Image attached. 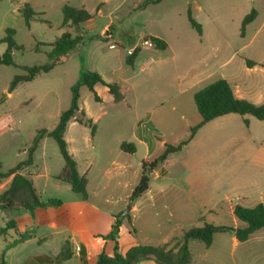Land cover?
<instances>
[{"label": "rangeland", "instance_id": "374dc122", "mask_svg": "<svg viewBox=\"0 0 264 264\" xmlns=\"http://www.w3.org/2000/svg\"><path fill=\"white\" fill-rule=\"evenodd\" d=\"M144 1L3 0L0 4V55L8 48L3 43L8 28L15 30V42L22 48L12 51L18 66L0 64L3 172L27 159L28 149L41 130L49 132L58 125L61 114L71 106L72 87L83 72H96L105 82L119 84L124 95L117 103L107 87L98 84L95 88L101 98L98 102L86 86H81L78 105L86 118L93 120L95 131L92 133L91 127L71 121L66 134L69 151L77 158L80 173L91 169V201L106 213L98 225L69 226L71 218L77 215L73 211L74 201L80 196L69 184L57 179L63 172L64 160L56 141L45 136L38 143L29 171L44 201L62 202L59 215L64 222L56 234H49L51 231L42 227L36 232L37 239L28 242L25 253L18 257L33 252L36 246L48 256L55 254L63 241L81 228L101 233V239L110 241L108 235L116 218L120 221L117 240L121 254L135 245L172 247L186 230L202 226L204 221L241 227L243 224L234 215L235 206L252 207L260 203L264 192V120L230 114L199 130L190 145L174 155L187 164L169 165L165 178L152 180L151 195L141 199L140 212H130L132 203L128 197L132 185L137 184L135 170L145 154V147L136 144L133 133L145 137L149 147L160 153L165 143L177 145L186 140L190 128L200 122L192 91L204 86L182 94L174 82L177 75L194 72L193 69H210L213 76L209 83L227 79L234 90L239 88L240 97L264 104V0H162L140 8ZM25 4L36 14L29 25L19 12ZM66 4L85 8L93 17L81 26L84 42L63 63L41 73L32 82L20 84L12 97H8L13 78L26 74L23 66L46 64L52 50L50 45L63 32L79 34L74 27L61 28L62 8ZM189 9L202 25L201 35L189 23ZM253 9L257 17L246 26L242 36L243 19ZM150 34L166 41L168 48L160 50L145 45L144 40ZM136 48L140 52L129 65L128 51ZM247 60L258 65L248 68ZM149 61L153 70H141ZM81 117L77 112L76 118ZM118 141L134 144L136 152H122L116 146ZM122 166L128 168L123 171ZM7 181H2L0 186ZM200 182L212 195V212L195 202L186 209L183 196L155 193L160 183L171 188L176 183L181 187ZM9 220H15L19 228L25 229L32 218L25 210H0V228L6 227ZM12 234L15 236L14 231ZM45 238L46 241L39 243ZM101 239L86 240L90 258L100 250L113 254L114 243H101ZM189 248L191 264H264V229L248 241L238 242L236 247L231 234L220 233L214 236L209 248L197 240L190 241ZM139 264L156 263L147 260Z\"/></svg>", "mask_w": 264, "mask_h": 264}, {"label": "trees", "instance_id": "16d2710c", "mask_svg": "<svg viewBox=\"0 0 264 264\" xmlns=\"http://www.w3.org/2000/svg\"><path fill=\"white\" fill-rule=\"evenodd\" d=\"M2 1L3 0H0V4ZM161 1L162 0H146L143 6L158 4ZM19 12L23 14L27 25H29L36 15L29 4H25L23 8L19 9ZM62 12L63 21L61 28L66 30L67 28L74 27L77 31H80L81 26L92 18V15L86 9L72 7L67 4L63 6ZM256 16L257 11L255 9L251 10V12L245 16L242 22V36L244 35L246 26L252 23L256 19ZM187 17L191 26L201 35L203 32L202 25L193 18L191 9L188 10ZM14 37L15 30L11 28L6 29V36L3 43H6L8 48L3 55H0L1 65L18 66L15 63L12 51L21 50L22 48L16 44ZM84 40L85 37L81 31L76 36H73L69 31L63 32L62 35L50 45L52 50L48 54V62L40 66H23L22 69L26 74L16 75L13 78L8 93H12L19 84L32 82L41 73H48L55 66L63 63L67 56L79 47ZM149 40L157 49L166 50L168 47L167 43L160 38L150 37ZM138 53L139 49L136 48L131 54H128L127 63L129 65L133 64ZM246 62L248 68H253L257 65L255 62L249 60ZM98 84L107 87L108 92L112 95L115 102L118 103L124 99L119 84L105 82L101 75L96 72H83L79 82L72 87L71 106L67 111L61 114L58 125L52 131L48 132L46 130H41L38 133L31 147L28 149V158L26 160L18 163L14 168L6 172L2 171L0 165V183L5 180H10L7 188L0 193V210H25L33 214L37 208L62 206V202L57 199H48L44 201L36 189L34 181L28 175L21 173V171L33 165L34 152L37 149L39 141L45 136L51 137L56 141L64 160L63 172L57 179L68 183L75 194L81 195L84 199L88 198V179L86 176L80 175L77 161L69 151L65 133L68 124L74 118L79 124L91 127L92 133H94L95 126L90 119L86 118L85 112L80 109L78 100L79 88L81 86H86L89 91L94 94L95 100L100 102L101 98L95 91V86ZM194 100L201 118L200 122L196 126L190 128V134L186 140L177 145L165 143L163 151L155 160L149 164H143V173L137 187L130 197V203L142 197L148 191L150 177L147 175V168L150 167L154 169L158 164L165 162L171 154L181 151L183 147L188 145L197 131L207 123L229 114H238L240 116L251 115L259 120H264V104L256 105L248 100L238 98L231 88V85L225 79L217 80L198 91L194 96ZM77 112L81 113V118H76ZM121 150L127 154H134L136 152L135 145L126 142L121 144ZM234 215L243 224L241 227L217 226L204 221L202 226L186 230L183 236L177 240L172 247H168L167 245H136L129 248L125 254L119 252L117 235L119 233L120 221L116 218L115 224L112 225L111 233L108 235V238L114 243L113 255L110 256L102 252L96 264H139L147 260H153L156 264H191L192 253L189 248V242L192 240L200 241L209 248L216 234L229 233L238 242L244 243L248 241L255 232L264 229L263 204H258L254 207L237 205L234 208ZM16 228V221L9 220L6 227L0 228V237L5 236L9 230H14ZM30 237L31 236L28 234H23L16 244L23 243ZM79 251L81 260L85 264L87 262L86 249L82 246ZM72 254L70 241L67 240L55 260H51L47 257L43 258L52 263L59 264L69 260ZM0 264H7L4 259V254H0Z\"/></svg>", "mask_w": 264, "mask_h": 264}, {"label": "crops", "instance_id": "0c3cea01", "mask_svg": "<svg viewBox=\"0 0 264 264\" xmlns=\"http://www.w3.org/2000/svg\"><path fill=\"white\" fill-rule=\"evenodd\" d=\"M144 2L142 3L141 6H139L140 8H146L148 6V5L143 6ZM100 6H102V4L99 5L98 7H100ZM92 18L89 21H87L86 23H84V24H88L92 20ZM147 36H148V37H146L147 39H149L150 37L160 38L157 35H153V34H150V35H147ZM132 44H135L134 41H132ZM167 45H168V43H167ZM135 46H136V44L134 45V47ZM134 47H132V49ZM132 49H130L129 51H132ZM129 51H128V54H129ZM150 63H152V61H149L146 64L142 65V67H141L142 69L141 70L144 71V70H147L148 68L150 70H153V68L150 65ZM165 63H170V62H165ZM255 67H253V68H255ZM193 70H194V72H192L190 70L186 74H179V75H177L175 77L174 82H175V84H177L176 88L178 87L179 91L182 94L187 93L188 91H192L193 89H196L199 86H204V87H199L200 89H198V90L196 89V90L192 91V95L195 96V94L198 91H200L203 88L207 87L208 85L212 84V82L209 83V80L213 76L212 75V71L210 69L200 68V69H193ZM225 80H227V79H225ZM96 86H95V88H96ZM231 88L233 89L232 86H231ZM233 91H234L235 95L238 98L243 99L242 97H240L239 88L237 90L233 89ZM12 93L8 94V97H12V95H13ZM256 105H259V104H256ZM174 108H175V106H174ZM229 115H225V116L216 118L213 121H211V122L207 123L206 125H204L199 130L203 129L204 127H206L207 125H209V124H211V123H213L215 121H219V119H225V118L229 117ZM150 120H151V118H150ZM71 121H75V118L72 119ZM69 124H68V126H69ZM152 124L153 123H151V125ZM93 125H94V123H93ZM67 129H68V127H67ZM198 131L195 134V136L190 140L188 145H190V143L197 137ZM66 134H67V130H66V133H65V139H66ZM133 137L135 138L134 140H135L136 144L138 143L139 145L145 147V154L141 157L140 163L138 164V167L135 170L136 171L135 174H136L137 184L136 185H134V184L132 185V187H131L132 191H131V194H129V197H128L129 200H130V197H131L134 189L137 187V185H138V183L140 181V178L142 176L143 164L144 163L145 164L151 163L163 151V149H162V151L160 153H155V151H153L149 147V144H148L146 138L145 137L144 138L143 137H139L137 135V133H135V134L133 133ZM124 142L125 141H118V144L116 146L119 147L120 150H121V144L124 143ZM68 147H69V145H68ZM185 147H183V149ZM163 148H164V145H163ZM35 152H34V155H35ZM177 153L171 154L165 162L158 164L153 169L152 174L149 176L150 177V182H149L148 191L142 197H140L138 199H135L133 202H131L132 203L131 208H130V212L131 213L140 212V210H141V199L151 195V192H152V186H151L152 180L165 178L166 174H168L167 168L169 167V165L172 166L173 164H177V165H180V166H184V165L187 164V161L186 162H181L177 157L174 156ZM34 155H33V159H34ZM73 156H74L75 160L77 161V158L75 157L74 154H73ZM114 163L115 162L113 161V164ZM33 164H34V161H33ZM77 164H78V162H77ZM29 168L30 167H28L25 170L21 171V173L28 175L33 180L32 175H31V173L29 171ZM122 168H123V171H124L128 167L122 166ZM90 170L91 169H89V171L86 172L85 174H83V173L81 174L80 173V169H79V165H78V171H79L80 175H84L88 179V185H87L88 198L84 199L81 195L77 194V195L80 196V199L74 201L76 206L73 209V211L77 215H75V217L71 218V220L69 221V226H72L73 224L80 225L81 227H87V226L91 227L92 224L98 225L97 224L98 220H101L100 217L103 216V213H106L102 209H99L98 207H96L93 204V202L91 201V199H90V197H91L89 195V188H90V175H89V172H90ZM9 182H10V180H8L2 186H0V187H2V188H0V191L6 189L7 186L9 185ZM34 184H35V182H34ZM159 185H160L159 190H157L155 192V193H157V195L163 196V195L170 194V196L174 195L177 198H180V197L183 198L184 197V199L186 201V209L189 208L188 205L191 204V202H195V204H203L204 208L208 209L207 210L208 212H212V210L210 209L211 208L210 206H211V204L213 202L212 199H211L212 195H210L211 193H207L206 192V189L203 188V186H204L203 183H201V182L200 183H192L190 186L188 185V186H181V187L179 186V184L176 183L171 188L169 186H167L166 184H164V183H160ZM175 185H178V186H175ZM35 186H36V184H35ZM36 189L38 190L37 186H36ZM174 190H176L177 192L175 194H172V191H174ZM262 193H263L262 196L259 198L260 203H258V204H263L264 205V192H262ZM258 204H256V205H258ZM252 207H254V206H252ZM62 208H63V206H61L60 208L59 207L58 208H53V207L37 208V209H35L34 213L31 214L32 220H31V223L29 224V226H26L25 229H21V228H19L18 224L16 223L17 224V228L16 229L9 230L5 236L0 237V254H4V259H5L6 263L7 264H55V263L50 262L47 259H44L43 257H47V258H49L51 260H55L56 257L60 254V252H61V250H62V248L64 246V243L67 240H69L70 241V245H71V250H72V253H73L72 257L69 260L61 262L59 264H84L82 262V260H81V254H80V251H79L82 246L86 249V254H87V262L85 264H96L99 255L102 252H105V251L104 250H100V251H98V253H96L94 256H92L90 258V251H89L88 245L86 244V240L91 238V239H94V241H97L98 239H101L100 237L102 235H101V233H97V232H92V231L87 232L84 228L83 229L81 228L78 233H75V235H71L70 237L68 236V239L63 241V243L61 245V249L57 250L55 252V254H52V255L48 256V255L44 254L41 251L40 247L36 246L37 248L33 252H30V253H28L26 255L18 257L19 254L25 253L24 252L25 245L28 242H31V241H34V240L37 239L36 232L39 231L42 227H47L48 230L51 231V233H49V234H56L58 232V226H60L64 222L63 218H61L60 215H59V213H60L59 211ZM111 225H112V221H111ZM111 229H112V227H111ZM261 230H259V231H261ZM12 231L15 232V236H13ZM259 231H257V232H259ZM59 232H63V230H61ZM257 232H255L253 235H255ZM23 234H28L31 237L28 240H26L25 242H23V243L16 244L17 241L19 240V238L21 237V235H23ZM61 234L65 235L64 232L61 233ZM42 241H46V238L45 239H40L39 243H41ZM110 241H112V240H110ZM110 241L108 239H101V243L109 244ZM237 243H238V241L235 239V247H236ZM12 244H15V245H12ZM164 244H166V243H164ZM96 247H98V246H96ZM107 255H109V254H107ZM112 255H110V256H112Z\"/></svg>", "mask_w": 264, "mask_h": 264}, {"label": "built area", "instance_id": "2783aa9c", "mask_svg": "<svg viewBox=\"0 0 264 264\" xmlns=\"http://www.w3.org/2000/svg\"><path fill=\"white\" fill-rule=\"evenodd\" d=\"M144 44H145V45H148V46H153L152 43H151V41H150L149 39L144 40ZM133 51H134V50H133ZM133 51H129V54H131Z\"/></svg>", "mask_w": 264, "mask_h": 264}, {"label": "water", "instance_id": "95a60500", "mask_svg": "<svg viewBox=\"0 0 264 264\" xmlns=\"http://www.w3.org/2000/svg\"><path fill=\"white\" fill-rule=\"evenodd\" d=\"M152 171H153V169H152V168H150V167H148V169H147L148 176H150V175H151Z\"/></svg>", "mask_w": 264, "mask_h": 264}]
</instances>
